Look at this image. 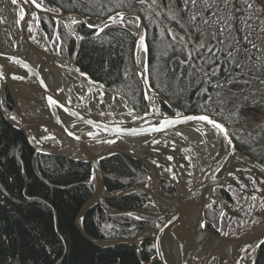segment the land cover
Segmentation results:
<instances>
[{
  "label": "trees",
  "instance_id": "1",
  "mask_svg": "<svg viewBox=\"0 0 264 264\" xmlns=\"http://www.w3.org/2000/svg\"><path fill=\"white\" fill-rule=\"evenodd\" d=\"M38 1L59 12L98 18L116 11L138 14L144 24L146 49L137 55L139 64L147 66L152 89L184 112L219 116L232 131L246 114H259L261 123L252 139L240 141L233 134L238 150L264 164V0H173L197 42L189 29L164 11H157V21L162 22L158 28L153 21L154 10L160 6L153 3L150 9L147 0ZM40 18L47 35L57 31L62 55L91 79L124 96L138 114L147 113L141 80L132 63L133 22L110 25L95 34L81 22L73 23V33L62 21L44 15ZM1 99L4 112L16 117L6 91ZM150 100L161 106L162 114L172 113L160 101ZM100 167L108 193L148 184L147 168L125 155L107 156ZM90 170L86 162L34 154L22 132L0 113V264L146 263L153 254L150 240L135 254L130 245L97 248L77 232L74 214L93 192ZM166 184L162 180L164 194L174 195L173 187ZM215 195L239 214L220 216L217 198L213 199L204 210L205 231L229 237L247 230L254 210L244 206L249 203L248 196L233 186H219ZM103 204L110 210L152 209L143 192ZM252 205L256 207L257 201ZM164 221V217L138 213L107 215L94 206L84 215L83 228L94 238L129 239L144 227L159 228ZM251 261L264 264V241Z\"/></svg>",
  "mask_w": 264,
  "mask_h": 264
},
{
  "label": "water",
  "instance_id": "2",
  "mask_svg": "<svg viewBox=\"0 0 264 264\" xmlns=\"http://www.w3.org/2000/svg\"><path fill=\"white\" fill-rule=\"evenodd\" d=\"M14 1L20 5L22 16L18 19L16 34H13L12 38L9 35L8 26L6 27L4 22H1L2 19H0V113L7 123L22 132L34 154H48L69 160L87 162L90 165L91 177L89 183L92 186L93 192L74 214V226L81 237L100 249L130 245L134 247L135 254H137L145 241L150 240L153 242V254L145 264L152 262H158V264H193L198 249L207 239H213L215 243L213 249L207 255L204 264H208L213 254L217 256L223 255L230 260L229 255L227 256L223 253V246L230 248L233 245L257 242L256 251L264 241V223L235 237L217 236L205 231L204 210L215 196L216 188L221 186L234 164H242L263 178L264 164L237 149L232 129L222 118L203 111L184 112L173 106L161 94L152 89L148 81L147 66L145 64L144 68H142L136 55L139 43L142 42L145 45V30L141 17L136 13L117 11L104 18H98L75 11L59 12L38 0ZM30 13H34L37 16L36 25L40 31L43 45L46 44V39L44 31L38 24V17L40 15L48 16L55 22L65 21L69 24L72 31L75 30L70 19L75 22H81L87 28L95 30V34H98L110 25L134 21L136 33H134L132 61L141 80L144 98L149 111L145 114H138L124 96L91 79L72 61L70 62L83 75L95 85L100 86L101 90L110 96L112 100L124 101L138 118L131 120L113 118L112 116L104 115L101 111L98 112L90 108L78 106L72 103L69 98L62 97L46 80L44 69L49 64L46 61H51L50 57H56L55 59L61 64V60L64 59L60 55L53 53L49 48L44 49L42 44L39 46L35 45L29 31ZM89 21H94L95 24H89ZM8 36L11 38V45ZM20 38L25 45L26 51H22L21 47L23 48V46L18 44ZM28 50L31 54L29 57L25 55V52ZM34 55L37 58H34ZM53 67L56 68L54 65ZM30 89L39 95L45 114L44 119H37L24 113V106H27L24 92ZM4 90L7 91L11 98L12 108L17 121L6 114L2 108L1 97ZM150 97L163 103L172 113L162 114L153 112V107L148 102ZM113 110L117 111L116 108H113ZM200 116H207L210 120L221 125L223 132L214 128L207 121L187 119V117ZM165 121H173L174 123L170 126H165ZM31 127L43 128L50 131L62 143L59 149L64 144L65 146L72 145L80 153V156H73L62 153L59 149H49L36 145L32 142L28 133V128ZM156 129L162 130L157 131ZM206 133L212 136L214 142L212 152L210 153L206 149L209 155L207 156L204 152L203 156L206 159L203 162V166L196 168L191 185L188 188H184L180 196H175L177 197L178 204L172 209L164 207L167 213H150L144 211L142 208L110 210L104 206L103 201L115 199L131 192H143L153 199L155 203H157L158 198H154L150 191L151 186L147 188L137 184L127 186L115 193H108L100 167V161L103 158L113 154H122L140 161L148 171L153 168L158 174V169L155 165L144 156V152H147L150 148L149 143L151 141L158 138H167L174 142H176V139L184 140L196 156L193 149L194 143L190 140L189 136L196 134L204 137ZM106 141H111V145H102ZM130 145H145L148 149L141 156H135L127 152L131 149ZM150 178L152 177L150 176ZM163 178L158 174V191L162 197L165 196L160 188V179ZM163 204L165 203L163 202ZM94 206L100 207L107 215L134 212L144 215L162 216L165 218V221L159 228L144 227L129 239L94 238L89 236L82 227L84 215ZM157 208L160 207L157 205ZM193 219L195 223L196 221H201L203 224L201 228L203 229L205 238L202 240L198 241L196 238L197 231L196 225L193 226ZM258 230L259 233L256 234ZM254 234L256 236L251 237Z\"/></svg>",
  "mask_w": 264,
  "mask_h": 264
},
{
  "label": "rangeland",
  "instance_id": "3",
  "mask_svg": "<svg viewBox=\"0 0 264 264\" xmlns=\"http://www.w3.org/2000/svg\"><path fill=\"white\" fill-rule=\"evenodd\" d=\"M147 2H148V5H150L149 6L150 9H152L151 7L153 3L160 6L159 10H156V9L154 10L155 11L154 14L156 15V20L153 21V23L155 22L154 24L157 25L158 28H160V25L162 24V22L159 23L157 21V11H164L169 16L173 17L174 19L179 20V22L182 23V25L185 27L186 30L189 29L186 23L185 17L183 16L182 13L179 12V8H178L179 5L175 1L173 0H147ZM40 16L38 17V24H39V27L43 30V28L40 25V22H41ZM70 21L73 24L74 20L70 19ZM36 22H37V16L34 13H30V22H29L30 36L32 37L34 43L38 45L41 43V36H40V31L38 30V27L36 25ZM62 22L67 28H70L68 23H66L65 21H62ZM129 22H133L135 24L134 21H129ZM89 24H95V22L89 21ZM163 26H165V24ZM70 30L72 31L71 28ZM72 32L75 33V31H72ZM188 33L190 37L193 39V41L197 42L198 37L194 35V32L189 29ZM44 37L46 39V44L44 46V49L49 48L53 53L60 55L63 59L72 61L69 58L62 55V46H61L62 44H61L60 37L58 36L56 30L53 31V35L51 36L47 35L46 31H44ZM145 38H146V34H145ZM145 48H146V44L144 45V43L140 42L137 48L136 55L139 50L144 51ZM137 58H138V55H137ZM54 62L57 65L61 66L60 65L61 63L57 61L56 59L54 60ZM144 66L145 64L142 66V68H144ZM48 70L50 71V69ZM53 87L58 92L61 90L59 89L60 87H55V86ZM148 102H149V105L153 107L152 109L153 112L161 113V106L158 103L151 101L150 98L148 99ZM108 106L111 107L112 111H114L113 107L111 106V102H108ZM11 118L12 119L14 118V120L17 121L16 117H11ZM260 123H261V117L259 116V114L252 113V112L246 114L243 122L241 124L236 125L233 128L235 136L240 141H248L249 139H252V137L256 134V130L258 126L260 125ZM28 133H29V136L32 142L40 147L49 148V149H59L62 145L60 140L57 137H55L54 134H52L50 131L46 129L38 128V127H31V128H28ZM49 140H53V141H49ZM175 141L176 142H174L171 139H167V138L155 139L149 143L150 148L147 150V152H144V156L152 164H154L155 167L158 169V174L164 177L163 179H160L161 180L160 184L162 188L161 192L163 194H164L163 192L164 186L162 185V180L165 181L171 187L173 184L176 189H178L180 192L181 191L183 192V187L179 186L180 181L184 184V188H188L193 181V177L196 171V165H195L196 157L194 153L192 152V150L188 147L187 143L184 140L176 139ZM102 145L110 146L111 141L103 142ZM150 183H151V178H150V174L148 171V184L145 187L149 188ZM221 186L225 188L228 186H233V187L240 189L246 196H248L247 200H249V203L245 204L244 206L247 205L248 208L251 207L252 209H254L253 213H251L252 220L249 221L250 223L249 228L245 231L243 230L242 232L234 236H229V237H235V236L241 235L244 232L250 229L257 228L258 226L264 223V178L261 175H259L252 169L242 164L237 163V164H234L231 171L227 175L226 179L221 184ZM169 196H180V194H177L175 192L174 195H169ZM253 197H255V199H253ZM148 198H149L150 204L152 205V209L146 210L142 208L144 211H147L150 213H159V212L167 213V210L164 209L165 206L161 200L157 199V203H155L154 201H152L153 199H151L149 196ZM216 198L217 197L215 195L210 200L209 203H211V201ZM254 200H256L258 204L256 207H253L252 205V202ZM209 203L207 204V206L209 205ZM157 205L160 208H157ZM216 206L221 208V211L219 213L220 216H222L223 214H227L226 215L227 217L230 216L231 218H234L238 216L239 214V212L235 209V207H229L221 199L217 198ZM124 214H135V213L130 212V213H124ZM149 216L157 217L155 215H149ZM244 224H246V222ZM216 235L218 236V234ZM223 236L228 237L226 235H223ZM212 240L207 239L203 243V245L198 249V252L194 258L193 264H203L204 263L205 259L207 258L206 255H208L211 249H213L214 247V240L213 241ZM256 246H257V242L256 243L247 242V243H243L240 245H233L231 247V250L229 251V257L230 258L232 257L231 258L232 263L233 264H252L251 260H252L253 252L255 251ZM221 256L223 255L217 256L216 254H213L211 258L209 259L208 264H213L214 262H216L217 264H229L228 261H224L225 259L227 260V258L225 256L223 257Z\"/></svg>",
  "mask_w": 264,
  "mask_h": 264
},
{
  "label": "bare ground",
  "instance_id": "4",
  "mask_svg": "<svg viewBox=\"0 0 264 264\" xmlns=\"http://www.w3.org/2000/svg\"><path fill=\"white\" fill-rule=\"evenodd\" d=\"M21 16H22V10H21L20 5L17 4V2H15L14 0H0V19H2L1 22H4L6 27L8 26L9 35L11 38L13 34H16V26L18 24V19H20ZM10 37L8 36V38L10 39V45H11ZM18 44L23 46V48L21 47L22 51H26L25 45L21 38L18 40ZM40 44L43 45L42 42ZM40 44L37 45L35 43L36 46H39ZM44 46L45 45H43V47ZM25 55L27 57L31 55L29 53V50L25 52ZM34 58H37V57L34 55ZM50 58H51V61L49 60L46 61L49 64L46 66V69H44L45 78L48 81V83H50L52 86L55 85V87H60L59 89L61 90L59 92L55 88L54 89L62 97L67 98V99L69 98L72 103L78 106H81L84 108H90L91 110L98 111V112L101 111L104 115H109V116H112L113 118L130 119V120L138 118V116L134 114L132 109L124 101L115 100V99L112 100L110 96L106 95L105 92L101 90L100 86L95 85L90 79H88L85 75H83L74 66L72 62L64 59V60H61L62 64L59 63L61 65L59 66L54 62L56 57L55 58L50 57ZM53 65L56 68H54ZM47 67H49L48 69H50V71L47 70ZM24 96H25L26 105H27V106H24V113L28 116H34L37 119H41V118L44 119L45 114H44V110L42 107L41 100L39 99L38 93H35L34 90L30 89L24 92ZM108 102H111V106L113 108H116L117 111H112L111 107L108 106ZM189 138L194 143L193 149H194V152L196 153L195 165H196V168H198L200 166H203V162L206 159V157L203 156L204 152L207 156L209 155L206 149L210 153L212 152L214 142H213L212 136H210L209 133H206L204 137H201L200 135L192 134L191 136H189ZM130 148L131 149H129L127 152L135 156H141L143 152L148 149V147H146L145 145L144 146H137V145L131 146L130 145ZM59 151L62 153L73 155V156H80V153L72 145L65 146L64 144V146L61 149H59ZM149 173H150V176L152 177L151 183H150V186H151L150 191L152 192L154 198H158L159 200L163 201L165 203L164 204L165 207H169L170 209L175 207L176 204H178L177 197L169 196L165 194H163L165 196L162 197L158 191L159 188L157 184V181H158L157 171H155L152 168L149 171ZM179 186H182L183 191H184V184L181 181L179 183ZM192 223H193V226L196 225L197 240L199 241V240L204 239L205 235L203 233V229L201 228V226L203 225L202 222L196 221L195 223L193 219ZM82 227H83V219H82ZM204 227H205V223H204ZM258 233H259V230L256 231V234ZM256 234L251 235V237L256 236ZM222 250H224L223 253L228 256L229 251L231 250V247L227 248V246H223Z\"/></svg>",
  "mask_w": 264,
  "mask_h": 264
},
{
  "label": "snow or ice",
  "instance_id": "5",
  "mask_svg": "<svg viewBox=\"0 0 264 264\" xmlns=\"http://www.w3.org/2000/svg\"><path fill=\"white\" fill-rule=\"evenodd\" d=\"M193 3H195V0H193ZM39 7V5H37ZM249 7H251V5H249ZM75 22V21H74ZM53 103H55V101H53ZM14 119V118H13ZM188 120H192V119H199L201 121H207V123L211 124L214 128L219 129L221 132H223V128L221 127V125H219L218 123H216L215 121L210 120L207 116H200V117H187ZM173 121H165V126H170L171 124H173ZM157 131H160L162 129H156ZM253 199H255V197H253Z\"/></svg>",
  "mask_w": 264,
  "mask_h": 264
},
{
  "label": "flooded vegetation",
  "instance_id": "6",
  "mask_svg": "<svg viewBox=\"0 0 264 264\" xmlns=\"http://www.w3.org/2000/svg\"><path fill=\"white\" fill-rule=\"evenodd\" d=\"M54 86H55V85H54ZM172 187H173L174 191H175L177 194H181L180 191H179L178 189H176V188L174 187L173 184H172ZM152 201H153V200H152ZM159 217H162V216H159ZM210 240H212V239H210ZM212 241H213V240H212ZM214 243H215V242H214ZM209 251H210V250H209ZM209 251H208V252H209ZM206 256H207V255H206ZM221 257H223V256H221ZM231 258H232V257H231ZM231 258H230V260H228V259L226 260V259H225L224 261H228L229 264H233ZM213 260H214V259H213ZM203 264H204V263H203ZM213 264H217V263L214 262Z\"/></svg>",
  "mask_w": 264,
  "mask_h": 264
}]
</instances>
